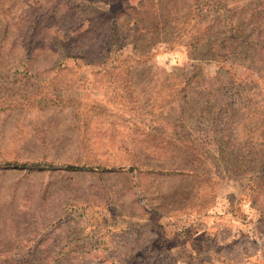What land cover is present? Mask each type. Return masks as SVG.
Segmentation results:
<instances>
[{
    "label": "rangeland",
    "instance_id": "rangeland-1",
    "mask_svg": "<svg viewBox=\"0 0 264 264\" xmlns=\"http://www.w3.org/2000/svg\"><path fill=\"white\" fill-rule=\"evenodd\" d=\"M93 1L0 0V264H264V0Z\"/></svg>",
    "mask_w": 264,
    "mask_h": 264
},
{
    "label": "trees",
    "instance_id": "trees-1",
    "mask_svg": "<svg viewBox=\"0 0 264 264\" xmlns=\"http://www.w3.org/2000/svg\"><path fill=\"white\" fill-rule=\"evenodd\" d=\"M87 1V0H86ZM89 2H91V4H94L97 1H93V0H88ZM110 4V3H109ZM112 32H115V34L118 37V32L116 29H114ZM82 58H86L84 57L85 55H82ZM68 58H72V59H77L78 55H65L64 59H68ZM89 63H87L88 65H93V64H97V65H102L105 64L104 60L100 59H96L94 61H87ZM4 166H6V168L10 167V168H15V169H22V168H27V169H35V170H42V169H53L54 167L50 164H40V163H34V164H20L17 162H6L4 164ZM103 167L101 166H95V167H84V166H75V165H64L61 166L60 168H54V169H61V170H65V171H71V172H93V171H102Z\"/></svg>",
    "mask_w": 264,
    "mask_h": 264
}]
</instances>
